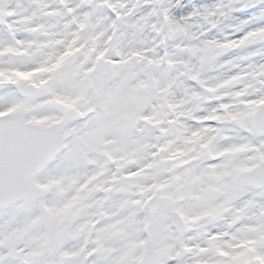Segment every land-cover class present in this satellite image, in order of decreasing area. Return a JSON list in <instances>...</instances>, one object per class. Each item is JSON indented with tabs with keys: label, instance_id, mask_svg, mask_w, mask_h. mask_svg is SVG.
I'll use <instances>...</instances> for the list:
<instances>
[{
	"label": "bare ground",
	"instance_id": "1",
	"mask_svg": "<svg viewBox=\"0 0 264 264\" xmlns=\"http://www.w3.org/2000/svg\"><path fill=\"white\" fill-rule=\"evenodd\" d=\"M49 1L51 2V0H30L32 6L42 4V13L33 14V16L41 17L42 26L40 30L28 29V24L26 25L25 21L22 22L24 18L20 16L14 25L18 27L19 39H21L10 41L6 38L5 33L0 31L2 43L4 45L21 44V40H29L31 36L36 41L41 39V42H48L51 39L49 46L57 42H60L61 45L67 41V36L71 33L72 23L79 16V18L82 17V0H68L65 12L58 11ZM104 1L97 0V3L99 2V6H101ZM110 1L119 13L123 12L121 20L123 22L126 20V30H123L122 37L124 39L119 45L121 49L118 53L121 54L111 51L115 47V42L110 43L113 46L107 53L116 54L117 59L113 60L109 66L119 68L123 64L119 55L123 56L126 53V36L129 38V43H132L131 45L138 47L139 40L133 42L132 40L139 33L143 37V39L141 38V47L136 49L139 52L137 68L140 73L151 71V74L154 69L161 70L159 68L160 55H157L155 50L151 53L150 48L152 46L147 41L148 36L150 38L153 36L154 39L164 42L163 46L167 45V51L170 54H168L170 56L168 68L174 71L176 81L174 90L168 96V101L163 98L158 99L160 94L152 88L149 91L147 88L139 91L149 97L154 92L153 99L158 103L156 104V108L158 107L156 116L160 123L157 131L155 128L151 130L143 127L141 134L145 132L151 136L155 133L166 145V148L163 147L159 154L160 167L157 176H162L166 185L165 189L168 192L176 194V202L179 205L178 207L181 208L180 214L184 219V223L187 220L188 211L201 212L199 214L201 216L199 227L203 224L210 227L211 230V235L204 238L207 247L222 242L228 249V257L225 255L224 258H217L213 255L211 257L209 254L204 256L202 261H195L194 264H242V262L245 264L246 260L240 256V254L243 255V248L233 246L230 237L229 240L226 239L228 233L225 234L223 227L226 226L225 221L231 222L239 216L240 219L244 218V224L250 225L254 231L260 229L256 219L258 215L256 216L252 212L251 215H248V212L239 214V204L237 202L241 193L248 192L250 187L239 185L237 177L246 161L249 160L248 158L254 156L259 160L264 157V152H262L264 148L261 150L259 145L256 146L254 142L249 143V139L241 136L239 126L245 122L246 115H251L258 105L252 103V100L238 95L240 91L237 89V84L243 79V67L235 63L232 55L240 53L235 41L241 40L244 46H247V52L252 54L247 56V59H250L249 65L256 69L254 63L257 59L254 60L253 55L257 53L264 54L263 45L259 44L264 43L263 0H166V7L156 6L159 15L156 14L154 18L145 15L144 6L151 3L156 5V2L161 0H128L126 3L124 2L126 0ZM238 2H240L238 6L245 4L243 6L245 13L239 14L238 11H233L235 4ZM163 9L166 11L164 17L160 15ZM57 12H61L60 15H55ZM62 15L63 18H61ZM15 16L18 17L19 14L15 13ZM98 16L93 17L91 21L89 20L85 24L81 36L83 43L92 40L98 33L99 28L102 26L104 28L110 20L109 15L103 10L101 19ZM57 17L59 18L57 19ZM148 22L154 23L152 30L140 29L141 32L137 30V26L145 27ZM241 30L245 31L241 34L237 33ZM170 36H173L174 40L171 43H169V40L171 41ZM180 39H183L181 44ZM51 59L52 55L49 54L41 57L44 65L49 64ZM199 64L201 67L200 71L197 72L196 67ZM48 70L49 67L45 66L42 74ZM191 73H193L192 77L196 81L195 84L201 86V88H210L212 91V97L204 106H196L191 98L196 94L197 86L189 84V82L188 84H182L181 82L186 75H191ZM106 75L99 80L98 90L93 94L97 100L94 101L97 104L98 102L108 104L113 101L112 96L114 94L107 93L111 87L110 82L107 80L110 76L107 73ZM262 83L261 81L257 85V90L260 89V93H262L261 87L264 86V83ZM147 85H144V87H151V84ZM129 88L126 89L127 94H135L130 92ZM131 90L138 92L135 89ZM262 95V100L258 101L259 105L264 100V94ZM216 96L220 101L228 99L229 101L226 102L231 103V105L229 108H225L224 111L215 112L218 119L209 120L207 111L211 112L215 109L217 100H214V98ZM144 99L139 97L138 103ZM101 116L104 117L105 115L101 114ZM103 121L105 120L103 119ZM81 126L84 125L81 124L79 127ZM100 128L105 130L109 126L105 124ZM99 132H102V130L97 131V133ZM147 136L140 144V138L127 144L126 147L130 150L132 159L129 160L128 158V160H122L118 163L119 168L122 165L119 180L114 184L110 202L106 203L107 209H102L103 216L110 213L123 215V209L126 210V225H123L119 238L121 242L123 240V247H125L124 239L126 238V249L131 247L127 245L130 236L138 230L133 223V217L140 209V207L135 206L134 202H131L128 193L134 191L133 182L135 179L139 181L137 189H142L143 185L146 187L148 184L146 180L154 176L150 171L156 167L154 152L152 154L148 153ZM256 140H258V137L253 132L252 141ZM122 142L113 144L117 146ZM79 143L88 149L86 153H93V158L88 159L84 156L85 153L80 154L71 166L63 165V174L59 180L57 179L58 181L52 178L46 184L42 182L40 185L43 189L40 191L37 188V196L33 199L34 208L30 211L25 212L18 208H12L0 213V264H56L55 260L49 261L42 251L45 248L42 245L40 247L41 237L44 233L38 224L39 215L46 213L50 207L59 212L58 220L60 222L64 218L70 219L65 217L66 209L70 211L72 219H76L80 215V211H84V208H93L96 193L106 192L109 180L106 184L105 180L109 168L98 164L95 160V153L99 147L97 145H101L103 141L100 139L98 142L83 143L81 141ZM134 163L141 166L142 171L139 174L137 172L130 173V168ZM93 167H99L102 173L91 180L86 190L81 191L77 178L82 177L84 172H88ZM157 178L154 180H157ZM56 185L61 186L62 189L58 196L53 197L50 187ZM165 189L159 192L166 195L167 191ZM114 192H126V195L124 193L116 195ZM185 192L188 193L186 196H184ZM74 201L75 204L73 205ZM211 204H213V209L206 216L208 207ZM172 205L173 201L170 200V196L166 198L163 195L161 208H170ZM181 206H184L186 211L182 210ZM105 221L107 223L105 228L107 235L112 231L110 226L113 224L114 219L107 216ZM191 226L192 223L186 225L185 228H191ZM68 231L62 235L63 246L62 250L56 254L58 257L62 256L66 246H69L67 242ZM91 246H93V243H91ZM259 246L264 248V240L260 241ZM12 249L19 251L20 259L17 261H11L5 254V251ZM98 256V254H94L91 264L120 263V260L115 259L114 256H99L97 260ZM254 257L258 258L256 254ZM249 264H255V262L251 261Z\"/></svg>",
	"mask_w": 264,
	"mask_h": 264
},
{
	"label": "rangeland",
	"instance_id": "2",
	"mask_svg": "<svg viewBox=\"0 0 264 264\" xmlns=\"http://www.w3.org/2000/svg\"><path fill=\"white\" fill-rule=\"evenodd\" d=\"M124 2L126 3L128 0ZM50 3L55 6L58 11L65 12L68 0H51ZM239 4L240 2L235 4L233 11H238L239 14L245 13L246 11L243 9L245 4L238 6ZM81 5H83L82 17L79 18V16L78 19L74 20L72 23L71 33L67 36L68 40L66 39L67 41L61 45L59 44L60 42H57L49 46L51 39H49L48 42H41V39L36 41L33 36H31L29 40H21V44L17 43L14 45H4L2 43V39H0V113L24 112L27 115V120L41 125H46L57 120L63 122V139L65 148L36 177L35 185L40 191L43 189L40 185L42 182H45L46 184L50 182L52 178L53 180H59L63 174V165L67 167L71 166L78 155L85 153L84 156L88 159L93 158V153H86L88 149L80 145L79 142L81 141H83V143H89L92 141L98 142L100 139L103 141L101 145H97L99 147L95 153V160L98 164L106 153H114L117 157L126 155V160H128V158L129 160L132 159V155H130L131 152L126 147L127 144L132 143L139 138L140 144V142H142L147 135L146 143H148L147 149L149 154L153 152V149L156 146L164 145V142H162L155 135V133L151 136H149V133L146 134L145 132L141 134V129L143 127L151 130L155 128L157 131L160 123L156 116L158 112L156 104L158 103L155 99H153L154 92L149 97L139 91L144 88H147L149 91L150 88H152V90H155L160 94L158 99L163 98L168 101V96L174 90L176 78L174 76V71L168 68L170 56H168L169 53L167 51V45L163 46L164 42L154 39L153 36H151V38L148 36L147 41H149V44L152 46L150 48L151 53L155 50L157 55L161 54L159 66L161 70L154 69L151 74V71L140 73L137 68L139 52L136 49L141 47V38L143 39V37L140 35L142 34L139 33V35L135 38L132 37V42L139 40L138 47L131 45L132 43H129V38L126 36V53L123 54V56L119 55L123 64L119 66V68H112L109 65H111L113 60L117 59L116 54H121L118 53L121 49L119 45L124 39L122 37L123 30H126V20L124 22L121 20L123 12L121 11L119 13L118 9L113 6L110 0H105L101 6H99V2L97 3L95 16H92L94 8L91 5L90 0H82ZM156 6L166 7V0L156 2V5L153 3L146 4L144 6L145 15H150L152 18H154L156 14L159 15V11L156 10ZM41 9V3L38 5L36 4V6H32L30 4V0H0V24H4L2 27L6 29L4 32L6 33V38L10 39V41L11 38H14V40L21 39H19L20 33L18 27L13 25V23L10 25L12 21L9 20V24L8 20L3 19L5 18V13H10L9 16H11L12 13H18L25 19L24 21L26 25L28 24V29L38 31L42 26L40 20L41 17L33 16V14L42 13ZM102 10L109 15V22H107L104 28L103 26L99 28L98 33L92 40L83 43L81 36L85 28V24L98 15L101 19ZM60 13L61 12H57L55 15L58 16ZM165 13L166 11L163 9L161 10L160 15L164 17ZM58 18L59 17H57V19ZM61 18H63V15ZM117 18H119V20H117ZM17 21L18 20L16 19L13 22L15 23ZM35 25H37V27H35ZM153 25L154 23L148 22L145 27L137 26V30H139V32H141L140 29L152 30ZM2 27L0 26V31L2 30ZM77 27L80 32L77 31ZM244 31L245 30H241L237 33L241 34ZM12 33L17 36V39L15 36H12ZM74 38L76 41H72ZM170 39L171 41L169 40V43L174 41L173 36H170ZM184 39L187 41L186 38ZM112 41L115 42V47L111 50L113 44L111 45L110 43ZM182 42L183 39H180V44ZM235 42L240 53L233 54L232 56L234 57L235 63H237L238 66L243 67V79L237 84V89L240 91L238 95L252 100V103H258V101L260 102V100H262L264 86L261 87L262 93H260V89H258L257 93L252 97H248L245 94V90L246 87L252 83V79L256 73L264 72V54L257 53L256 55H253L254 60L257 59L254 63L256 66L255 69L252 65H249L250 59H247V56L251 53L249 54L247 52V46H244L241 40H236ZM158 44L159 47L157 46ZM259 44L263 45L264 48V43ZM156 46L158 47L157 49ZM160 46L163 47L160 48ZM109 50L114 51L116 54L107 53ZM47 54L52 55V59L49 64L44 65V61H41V57H45ZM45 66H48L49 70L47 72L44 71L45 73L42 74ZM200 67V64L196 67L197 72L200 71ZM106 73L110 76L107 80L110 82L111 87V89H108L107 93H112L115 97L114 95L112 96L113 101L111 103L105 104L98 102L97 104L95 102L97 100L94 98L95 96L93 94L96 90H98L99 80L104 78ZM192 75L193 73H191V75H186L181 82L182 84H188L189 82V84L197 86L196 94L191 96V98L196 106L201 107L209 101L212 95L207 101H205V103H198L197 98L200 96L201 91L209 88H201V86L195 84L196 81ZM22 81L32 82L35 84V96L32 100L22 99L13 88L12 84L14 82ZM262 82L264 83V80H262ZM150 84L151 87H144V85L149 86ZM129 87L131 89L138 90V92L131 90ZM128 88L130 92L135 94L128 95L126 91ZM139 97L145 99L138 103ZM214 100H217L216 106L214 110H211V112L207 111L209 116L207 117L208 119H212L213 116H216L215 112L221 110L222 107L229 108L231 105V103L226 102L229 101L228 99L220 101V99L216 96ZM257 109L251 115H246L245 122L242 123L239 128L241 129V136L243 138L249 139V143L254 142L256 146L259 145L262 150V147L264 148V138H262L255 131L253 126L254 114ZM101 114H104L105 116L102 117ZM103 119L105 121H103ZM81 124L84 126L79 127ZM105 124L108 125L109 128H105V130L100 128ZM100 130H102V132L97 133V131ZM128 130L132 131L129 133L130 135L128 134ZM249 131L256 133L258 140H250L251 138H249L247 134ZM120 141L123 142L116 146L115 144ZM262 152H264V150H262ZM248 159L249 160L246 161L243 169L237 177V183L242 186L250 187H247L250 189V192L241 193L237 202L239 204L238 211H240L239 214L248 212V215H251L252 212L256 216L259 215L256 219L260 229L258 231H254L250 225H245V219H240L239 216L231 222L225 221L226 226L223 227L225 229V234L226 232L228 233L226 239L229 240L230 237L233 246L239 245V247L243 248V255L240 254V256L246 260L245 264H249L255 254L260 259H264V248L259 246L260 241L264 240V220L262 219V212L264 209V189L259 192H255L250 184L244 183L240 180L241 174L248 170V167H250V165L254 163L257 158L253 156ZM134 161L135 159L133 162ZM99 170V167H93L88 170V172H84L82 177H76L78 185H81L87 175L100 172ZM141 171L142 169L140 164L134 163L130 168V173L137 172V174H139ZM153 172L154 170L151 169L150 173L153 174ZM157 172L152 178H148V180H146L148 184L146 187L143 185L142 189H137V186L139 185V181L137 179L133 182L134 191L130 192V197H132L130 200L132 202L135 201L136 206H138L137 204L139 201L142 202L143 198L150 192H157V195L160 198L161 206L160 210L154 217H151L148 212L144 214L146 208L141 209L140 212L137 211L136 216L133 217V223L138 230L130 236L127 244L131 247L126 249V238L124 239L125 247L122 246L123 240L121 242L119 239L120 231L122 230L123 225H126V210L123 209V215L110 213L103 216L102 209H107L106 202H110L109 200H111V194L113 193L111 190L106 189V192L95 194L96 200L94 201V205H92L93 208H84V211H80L78 218L76 217V219H72L70 211L68 209L65 210V217H69L70 219L64 218L62 220V233L69 230L67 233V242L69 243V246H66V252L60 259L54 257L53 254L48 252L46 248L45 250H42L46 257H48L49 261L52 262L54 261L53 259H56V264H58V262L69 264V257L75 254L76 249H78L81 244L88 243L89 245L91 240H95L92 249L87 246L90 258L89 264L93 262L94 254H98L99 256H114L115 259L120 260L119 264H137V259L139 258L144 245L142 234L139 232V225L144 223V221L150 229L149 230L147 227V231H150L151 236L155 239L156 252L160 260V264H194L195 261H202L203 257L209 254L210 256H219L220 258H224L225 255L228 257V249L222 242L210 245L209 248L207 247L204 238L211 235V230L210 227H206L203 224L199 227L201 219L199 214L201 212L188 211L185 226L190 223H192V226L191 228L184 227L181 237L176 236L175 231L169 225V217L172 211L179 210L180 212L181 208L177 205L176 194L174 192H168L167 189H165L166 185L164 184V179H162V176H157ZM155 178H157V180H154ZM159 178L160 180H158ZM106 181L107 180H105V184ZM61 189V186L56 185L54 187H50V192L53 194V197H55L58 196ZM163 189L167 191L166 195H163L166 198L170 196V200L173 201V205L170 208H161L163 195L159 191ZM114 193L116 195H121L123 193L126 195V192ZM186 194L188 193L185 192L184 196H186ZM74 204L75 201L73 205ZM181 207L182 210L186 211L184 206ZM12 208H18L19 210L26 212L30 211V209H33L34 207L32 204L30 208L23 209L21 204H17L8 209L0 210V213ZM212 209L213 204L208 207V213H206V216L210 214V210ZM48 211L50 214H54L59 217V212L54 208L49 207ZM43 216V213L40 214L38 220V224L42 230H44L42 224ZM107 216L109 218L112 217L114 221L110 226L112 231L106 235L105 228L107 227V223L105 219ZM94 223H98L96 225L97 228L91 230L90 226L95 225ZM41 245L43 248L45 247L44 235L41 237L40 247ZM93 247L94 252L92 251ZM223 251L225 254L221 255ZM5 253L12 261L20 259L18 250L12 249L5 251ZM99 256L97 257V260ZM258 264H264V260H261Z\"/></svg>",
	"mask_w": 264,
	"mask_h": 264
},
{
	"label": "water",
	"instance_id": "3",
	"mask_svg": "<svg viewBox=\"0 0 264 264\" xmlns=\"http://www.w3.org/2000/svg\"><path fill=\"white\" fill-rule=\"evenodd\" d=\"M19 88L27 98L32 96L30 86L21 85ZM252 90L253 87H251ZM8 118H11L8 121V124H12L11 126L0 124V209L20 200L24 201V205H28L35 195L32 178L63 146L59 123L42 127L30 122L25 123L24 114H14ZM257 125L260 130L264 131V109L258 114ZM46 134L57 135L56 150L54 149L52 152L48 150L50 145H44V141L40 139L41 137L44 138ZM250 178L259 188L264 186V163L257 168ZM155 202L156 200L150 202L151 209ZM51 223L48 227V238L55 245L59 225L54 219H51ZM178 223V216L173 215L172 224L178 227ZM147 249L142 264H156L151 242L147 245ZM73 264H85L83 255L73 259Z\"/></svg>",
	"mask_w": 264,
	"mask_h": 264
}]
</instances>
